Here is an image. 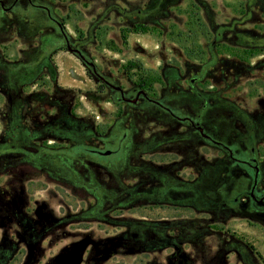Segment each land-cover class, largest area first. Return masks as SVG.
<instances>
[{
	"label": "rangeland",
	"instance_id": "374dc122",
	"mask_svg": "<svg viewBox=\"0 0 264 264\" xmlns=\"http://www.w3.org/2000/svg\"><path fill=\"white\" fill-rule=\"evenodd\" d=\"M0 2V152L23 149L30 156L22 187L14 191L20 197L10 199L0 174V264H209L206 255L212 264H253L255 253L264 262V220L208 203L211 198L228 205L234 195L221 187V169L229 164L223 150L201 143L196 154L190 145L199 143L187 130L173 124L177 132H167L164 122L138 106L118 105L119 117L112 92L100 93L99 81L65 50L44 10L27 0H16L10 9L13 0ZM31 2L47 8L69 45L80 43L81 56L123 93L140 87L193 114L202 104L189 85L196 78L194 88L207 102L206 132L230 142L250 127L256 131L264 186V0ZM127 114L122 125L132 127L135 141L189 144L178 167L183 165L188 180L201 170L200 197L193 201L186 189L179 204L162 207L143 196L135 201V191L147 187L135 190L133 177L146 179L152 168L172 170L171 158L150 157L145 147L129 155L120 189L107 195L121 202H95L104 192L67 191L33 164L41 149L96 145ZM214 159L217 191L204 192Z\"/></svg>",
	"mask_w": 264,
	"mask_h": 264
},
{
	"label": "flooded vegetation",
	"instance_id": "af4514ba",
	"mask_svg": "<svg viewBox=\"0 0 264 264\" xmlns=\"http://www.w3.org/2000/svg\"><path fill=\"white\" fill-rule=\"evenodd\" d=\"M15 2L16 0H13L12 4L7 9H10ZM27 2L46 12V16L60 31L64 40V46L66 44L69 45L67 38L66 41L64 39L61 25L50 17L47 8L35 6L31 0H27ZM0 3V7L3 8L2 2ZM80 45V43H76L72 47L69 45V48L79 51L78 48ZM65 50L67 49L65 48ZM72 53L75 54L74 52ZM75 55L79 58L77 54ZM81 61L99 81L98 86L102 89L100 93H103L105 89L112 92V100H114L113 106L114 109L118 111L117 115L119 117L121 114L120 109L117 108L118 105L122 104L131 109L138 106L140 110L148 111L147 116L155 118L157 121L164 122L167 127V132H177L178 126H172L173 124H177L181 126L182 129L187 130L192 138L199 143L196 146L194 144L190 145V149L196 150V154L199 155L200 153L201 143L223 150L227 155L229 164L221 169V171H225V179L221 183V187H227L228 192H234V195L228 205L227 202H217V200L211 198H208V203L211 207L221 205L236 214L248 215L257 222H263L264 186L262 185L263 178L261 176V167L258 161L260 150L254 146L256 131L252 129V127L248 128L242 137L234 138L230 142L227 136L216 139L211 133L206 132L203 127L202 111L207 107V102L205 99H202L201 92L194 88L196 78H191L194 81L192 84L189 83V85L193 95L198 101L202 100V104L193 114H182L178 108L168 102V100L166 103L157 100L153 98L147 90L140 87L130 88L126 93H123L121 87L114 85L110 80L101 76L90 60L84 58V61ZM98 76L103 78L104 82L101 81ZM122 117L124 118L114 120L115 122L107 128L105 134L100 136L97 140L96 145H86L81 150L70 146V148H67L64 152H60L55 148V151L51 152H46L44 149H41L40 153L33 157V164L54 176L57 181H60L59 184H61V186L64 185L67 191L72 192L74 189H80L87 192L89 195L91 192H99L100 195L101 192H104L102 198H94V201L121 202L119 199L114 197L109 198L107 195L111 194L112 191L115 192V195L120 189L121 171L124 169L123 164L129 155L132 152H136L135 149L141 150V148L145 147L150 157L171 158L172 162H170V164L172 170L168 168L171 172H166V169H161V172H158L156 168H152L151 172L148 174V178H144L146 182H144L143 178H139L138 176L133 177L135 178L133 186L135 190H140L142 186L145 185L147 187L145 193L135 191V201H138V198L143 196L146 202H160L162 207L163 205L167 206L166 202H178L179 204V202H185L186 189L192 193L193 201L196 200L197 197H200L202 194L201 170H197L193 178L188 180L185 174L181 173L183 165L178 167L180 161L182 162L184 158V148L187 147L186 144L188 146L189 144H185V142H181L177 139L169 140V138L163 140L151 139L147 141H135L132 127L129 125H122L125 119L129 117V114ZM200 128L208 138L204 139L201 137L199 132ZM154 130L155 129L152 131ZM193 156L195 157L196 155ZM138 157H141V155L139 154ZM27 159H30V156L28 152L23 149L10 150L6 148L3 152H0V174L5 176L7 181L4 188L11 190L9 194L10 199H14L16 196L20 197V194H15L14 191L22 187L23 171L27 162H30V160ZM212 162L214 164L208 166L204 176V181H206L204 184V192H211L213 189L217 191L219 174L217 159H214ZM234 172L236 173L235 175ZM105 192L107 193L105 194ZM255 256L258 263L254 261L253 264H264V262L260 260L259 255L255 253ZM205 258V261L208 260L209 264L213 263L209 256L206 255Z\"/></svg>",
	"mask_w": 264,
	"mask_h": 264
},
{
	"label": "water",
	"instance_id": "95a60500",
	"mask_svg": "<svg viewBox=\"0 0 264 264\" xmlns=\"http://www.w3.org/2000/svg\"><path fill=\"white\" fill-rule=\"evenodd\" d=\"M0 4H1V3H0ZM64 39H65V41H66V37H65V36H64ZM65 48H66L68 51H71V52H74L75 54H77V55L79 56V58H80L81 60L84 61V58L81 56V54L79 53V51H77V50H71V49L69 48V45H68V44L65 45ZM98 78H99L101 81L104 82L103 78H101V77H99V76H98ZM193 81H194L193 79H190L189 83L192 84ZM199 132H200V135H201L202 138H204V139H205V138H208V137L202 132V129H201V128L199 129ZM213 143H215V142H213Z\"/></svg>",
	"mask_w": 264,
	"mask_h": 264
}]
</instances>
